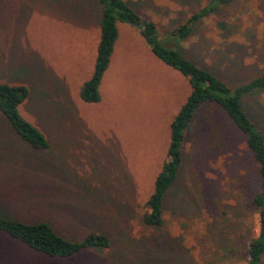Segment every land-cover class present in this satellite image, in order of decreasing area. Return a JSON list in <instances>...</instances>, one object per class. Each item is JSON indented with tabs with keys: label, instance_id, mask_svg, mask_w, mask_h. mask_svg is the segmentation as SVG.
<instances>
[{
	"label": "rangeland",
	"instance_id": "rangeland-1",
	"mask_svg": "<svg viewBox=\"0 0 264 264\" xmlns=\"http://www.w3.org/2000/svg\"><path fill=\"white\" fill-rule=\"evenodd\" d=\"M125 1L162 40L210 6L186 38L164 44L230 88L264 74V0ZM98 19L95 0H0V84L27 90L18 114L46 142L29 147L0 114V218L46 222L69 242L89 234L108 240L107 248L58 258L0 232V264H245L259 178L244 137L213 102L198 107L184 135L162 225L141 223L169 123L189 89L151 57L136 28L122 24L99 101L81 102ZM240 106L264 135V91L242 96Z\"/></svg>",
	"mask_w": 264,
	"mask_h": 264
},
{
	"label": "trees",
	"instance_id": "trees-1",
	"mask_svg": "<svg viewBox=\"0 0 264 264\" xmlns=\"http://www.w3.org/2000/svg\"><path fill=\"white\" fill-rule=\"evenodd\" d=\"M227 0H214L216 2ZM98 7V41L95 48L92 73L78 88V97L86 104L97 103L100 99L98 87L106 71L114 43L118 36V24L138 30L151 54L164 66L178 72L186 81L189 92L183 104L169 123V142L160 169L156 174L152 190L143 204L141 223L157 228L163 223L162 203L166 190L175 180L181 163V146L184 135L194 119L199 106L213 102L228 116L244 137L257 168L258 191L250 201L256 211L257 229L244 249L245 264H262L264 255V135L255 128L240 106L242 96L264 91V74L244 84L228 87L222 80L204 68L187 59L176 45H165L164 41L186 38L195 23L205 17L210 6L189 15L183 23L166 33L165 39L158 36L155 23L148 20L125 0H95ZM23 86L0 84V114L9 123L16 136L31 148L43 149L46 142L42 134L18 114V106L26 99ZM0 232L21 243L26 248L47 257L68 258L84 249L107 248L108 240L100 234H89L79 242H69L56 234L46 222L26 224L0 218Z\"/></svg>",
	"mask_w": 264,
	"mask_h": 264
},
{
	"label": "crops",
	"instance_id": "crops-1",
	"mask_svg": "<svg viewBox=\"0 0 264 264\" xmlns=\"http://www.w3.org/2000/svg\"><path fill=\"white\" fill-rule=\"evenodd\" d=\"M119 25H122V24H118V26ZM118 26H117V28H118ZM124 26V25H123ZM127 27H129V26H127ZM118 31V30H117ZM118 37V36H117ZM117 40V39H116ZM115 43H116V41H115ZM115 43H114V45H115ZM113 53H114V46H113V50H112V54H111V56H110V61H109V65H108V67H107V69H106V71H108L109 70V68H110V65H111V58H112V56H113ZM150 55H151V57L159 64V65H161L162 63L161 62H159L156 58H154V56L151 54V52H150ZM161 63V64H160ZM163 65V64H162ZM168 68V67H167ZM92 73V72H91ZM105 72H104V74H103V76H102V79H101V82H100V84H99V87L101 86V84L103 83V77L105 76ZM91 75V74H90ZM89 75V76H90ZM89 76H88V78H89ZM87 78V79H88ZM86 79V80H87ZM86 80H84V81H86ZM83 81V82H84ZM82 83V82H81ZM81 83L79 84V86L81 85ZM79 86H78V88H79ZM99 87H98V91H99ZM9 124V123H8ZM10 126V125H9ZM10 128H11V126H10ZM12 129V128H11ZM12 131H13V129H12ZM13 133L15 134V132L13 131ZM16 135V134H15ZM18 138V137H17ZM19 139V138H18ZM20 140V139H19Z\"/></svg>",
	"mask_w": 264,
	"mask_h": 264
}]
</instances>
